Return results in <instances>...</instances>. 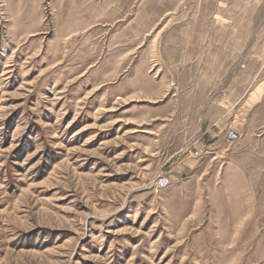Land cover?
Wrapping results in <instances>:
<instances>
[{
    "label": "rangeland",
    "instance_id": "rangeland-1",
    "mask_svg": "<svg viewBox=\"0 0 264 264\" xmlns=\"http://www.w3.org/2000/svg\"><path fill=\"white\" fill-rule=\"evenodd\" d=\"M0 264H264V0H0Z\"/></svg>",
    "mask_w": 264,
    "mask_h": 264
},
{
    "label": "built area",
    "instance_id": "built-area-1",
    "mask_svg": "<svg viewBox=\"0 0 264 264\" xmlns=\"http://www.w3.org/2000/svg\"><path fill=\"white\" fill-rule=\"evenodd\" d=\"M229 139L231 141H234L237 139V134L234 133V132H231L230 135H229ZM158 182L160 183V186L164 187V186H167L168 183H169V180L165 177H161L158 179Z\"/></svg>",
    "mask_w": 264,
    "mask_h": 264
},
{
    "label": "bare ground",
    "instance_id": "bare-ground-1",
    "mask_svg": "<svg viewBox=\"0 0 264 264\" xmlns=\"http://www.w3.org/2000/svg\"><path fill=\"white\" fill-rule=\"evenodd\" d=\"M66 31H67V29H66Z\"/></svg>",
    "mask_w": 264,
    "mask_h": 264
}]
</instances>
